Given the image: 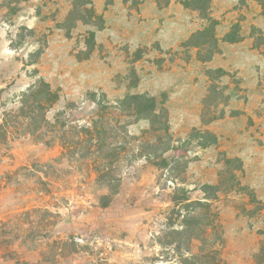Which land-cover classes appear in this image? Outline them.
<instances>
[{
    "label": "rangeland",
    "instance_id": "obj_1",
    "mask_svg": "<svg viewBox=\"0 0 264 264\" xmlns=\"http://www.w3.org/2000/svg\"><path fill=\"white\" fill-rule=\"evenodd\" d=\"M143 1L0 0V264H264V66L229 50L244 35L264 58V0L222 28L210 0ZM38 78L45 112L23 96ZM89 92L156 98L169 136Z\"/></svg>",
    "mask_w": 264,
    "mask_h": 264
},
{
    "label": "trees",
    "instance_id": "obj_2",
    "mask_svg": "<svg viewBox=\"0 0 264 264\" xmlns=\"http://www.w3.org/2000/svg\"><path fill=\"white\" fill-rule=\"evenodd\" d=\"M87 12L89 13V16L91 19L96 20V22H98V25H97L98 29H103L104 19L102 15L97 14L93 7L88 9ZM68 35L69 33H67V36ZM86 45H87L88 51L86 55L87 57L85 59H88L90 56V53L94 50L96 46L94 32L89 33V37L86 41ZM41 52H42L41 50H38L37 52L33 53L32 57L34 58L30 61L28 65L36 64L37 59L41 55ZM142 54H143L142 49H137L134 52V60L135 61L140 60L142 58ZM217 72L224 74V71L222 69H217ZM23 96L27 99L26 102H28L30 98L38 97L36 98L35 101L40 106V108H42L44 112L49 107H51L53 104H55L59 99L58 91L51 90L50 85L41 78H38V81L32 86H30L27 92L23 94ZM88 96H89L88 100H90L96 105V115L97 116L101 118L104 117L106 114H108L107 117L114 116L115 112L108 110L109 108H112L113 106L109 107L105 94L102 93L97 98L98 95L96 92H89ZM163 97H166V94H163ZM113 108L118 109V110L120 109L128 110L127 112L132 114V116L139 118V119H146L149 121L152 119L153 120L158 119L161 113V116L164 117V121L162 122V128H161L162 132L165 136H169V122H168V116H167L166 109L163 106V102H157L156 98L148 97L143 94L127 95L123 99L119 100L117 102V105H114ZM194 132L198 135L199 139L203 140V141H200L201 142L200 144L203 147H208V146L217 144L218 139L214 133L210 131L200 132L198 130H195ZM168 150H169V147H166L164 149V152ZM174 151L178 152V148H175ZM236 160L241 165V161L239 159H236ZM161 162L164 163L165 165L168 164V161L165 158H163ZM204 187L207 190L215 188L214 186H210V185H205ZM249 196L251 197L252 200L256 201V196L253 191L249 192ZM185 200L189 201V199H185ZM200 203H203V202L193 203L192 201H189L187 204L188 205H193V204L200 205Z\"/></svg>",
    "mask_w": 264,
    "mask_h": 264
},
{
    "label": "crops",
    "instance_id": "obj_3",
    "mask_svg": "<svg viewBox=\"0 0 264 264\" xmlns=\"http://www.w3.org/2000/svg\"><path fill=\"white\" fill-rule=\"evenodd\" d=\"M139 1H142V0H139ZM174 2H175V0H169V5L167 7H163V9L159 10L156 7V3L154 0H144L142 2V4L140 5V10L142 12H145L148 9V6L152 5L158 13L162 12V11L164 12V11H167ZM210 2H211L210 9L214 11L213 14H211V16L213 15L216 18V20L219 21L217 27L218 28L224 27V23L222 22L221 18H222L223 13L229 9V7H226V6L228 4H230V5L232 4V6H234L235 2H237V0H210ZM194 10H192V11H194ZM218 28H217V30H218ZM228 31L229 30H227V29L225 30V32H228ZM217 37H219V35H217ZM250 40H251V38H244V35H237L235 37V39L231 41L229 50L231 51V54H232V61L237 63L238 61L241 60L242 57H245V58L253 57V59H252L253 62L251 63L252 65L256 66V64H262L264 66V58L259 56V54L254 52L253 50L250 51L249 49L248 50L245 49V47L248 45V42ZM215 60L216 59H214L213 61H215ZM247 64L249 65L250 61H248ZM238 68H241V66L237 63L236 69H238ZM241 69H239V70H241Z\"/></svg>",
    "mask_w": 264,
    "mask_h": 264
}]
</instances>
